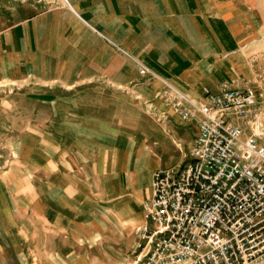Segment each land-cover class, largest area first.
Returning <instances> with one entry per match:
<instances>
[{
  "label": "crops",
  "instance_id": "crops-1",
  "mask_svg": "<svg viewBox=\"0 0 264 264\" xmlns=\"http://www.w3.org/2000/svg\"><path fill=\"white\" fill-rule=\"evenodd\" d=\"M263 9L0 0V136L15 138L0 162V264H135L153 172L181 166L199 131L161 90L200 103L204 88L251 83Z\"/></svg>",
  "mask_w": 264,
  "mask_h": 264
},
{
  "label": "built area",
  "instance_id": "built-area-1",
  "mask_svg": "<svg viewBox=\"0 0 264 264\" xmlns=\"http://www.w3.org/2000/svg\"><path fill=\"white\" fill-rule=\"evenodd\" d=\"M251 65V83L204 88V102L161 90L199 131L181 166L153 172L135 264H264V50Z\"/></svg>",
  "mask_w": 264,
  "mask_h": 264
},
{
  "label": "rangeland",
  "instance_id": "rangeland-1",
  "mask_svg": "<svg viewBox=\"0 0 264 264\" xmlns=\"http://www.w3.org/2000/svg\"><path fill=\"white\" fill-rule=\"evenodd\" d=\"M256 1L259 2V4H261L262 8H264V0H256ZM3 91L4 90L0 88V95H4ZM262 139L264 140V136L262 137ZM14 140L15 138L13 136H0V162H3L4 159H7V160L11 159V157L13 156L12 150H13Z\"/></svg>",
  "mask_w": 264,
  "mask_h": 264
}]
</instances>
